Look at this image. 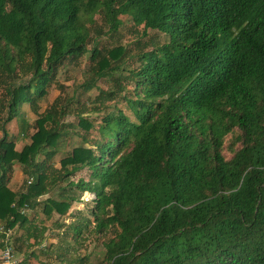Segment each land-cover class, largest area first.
I'll return each mask as SVG.
<instances>
[{
    "label": "trees",
    "instance_id": "trees-1",
    "mask_svg": "<svg viewBox=\"0 0 264 264\" xmlns=\"http://www.w3.org/2000/svg\"><path fill=\"white\" fill-rule=\"evenodd\" d=\"M83 59L90 76L39 112ZM0 88V221L21 264L37 209L74 217L45 248L65 264L86 242L99 264H264V0H0ZM26 103L17 149L5 125Z\"/></svg>",
    "mask_w": 264,
    "mask_h": 264
},
{
    "label": "rangeland",
    "instance_id": "rangeland-1",
    "mask_svg": "<svg viewBox=\"0 0 264 264\" xmlns=\"http://www.w3.org/2000/svg\"><path fill=\"white\" fill-rule=\"evenodd\" d=\"M122 19H124L123 43L125 44L127 41L134 39L135 35L127 30V28L130 27L131 25L130 17L122 16ZM98 24H100V21H98ZM89 76H90V63L87 59H83V61H80L78 65L69 66L67 71L60 70L55 80L53 82H50V84L48 85L46 97L39 101V112H42L57 97L63 96L64 94L67 96H71L74 89L78 87V84H80L85 77H89ZM26 78H27L26 76L21 79L16 78L15 81L22 82ZM99 84L102 87H107L106 81L103 79H100ZM95 90L96 89L93 88L88 92L93 98L97 92ZM0 91L2 92V88H0ZM37 117L38 115L26 103L21 106L20 115L14 117L10 122H8L5 125L9 135L15 138V146L17 149H22L26 144L29 143L30 141L29 136L35 130L34 121ZM65 121L74 122L76 121V117L73 115L66 116ZM72 139L73 142L71 143V145L77 142V137H73ZM58 161H59V157H56L53 160L55 166H59ZM79 176L86 177L87 176L86 170H83L75 174L74 176H72V178L77 179ZM21 178H22V173L20 167L17 166L14 169L13 177L9 185L12 188H15L17 184L20 183ZM45 196L46 195L40 198L43 199ZM91 196L92 195L90 193L84 192L81 196V201L74 204L73 206L75 209L74 211H78L79 209H81V211H84L85 201L91 198ZM37 212L38 213L37 215H35V218L37 221L44 220L43 223L44 225H46V230L43 235L38 237V240L36 242L34 241V239H30L31 249L29 250V253L31 254H28V260L26 263L40 264L41 261L43 262L51 261L53 264H65V261L67 260L66 257L69 253L64 255L65 257L61 259L62 255H60V252L57 251V252L48 253L47 251H45V248H47L51 243L57 241L56 242L57 246L54 248V250L58 249V245L60 244L59 236L63 234L65 225L69 223L71 219H74V217L71 216L64 217L63 220H61L57 225H54L52 224V221L58 217L57 214H53L52 218L47 219L45 215H43L38 209ZM85 247L86 248L77 246V250L75 251V254L72 253V251L71 254L72 257H74V255L82 256L84 253L88 252L87 261L83 263L79 261H74L72 264H99V261L103 256V250L101 246L94 245L93 243L88 244V242H86ZM17 256L21 261L24 259V255L22 252L17 253Z\"/></svg>",
    "mask_w": 264,
    "mask_h": 264
},
{
    "label": "built area",
    "instance_id": "built-area-1",
    "mask_svg": "<svg viewBox=\"0 0 264 264\" xmlns=\"http://www.w3.org/2000/svg\"><path fill=\"white\" fill-rule=\"evenodd\" d=\"M27 210L25 204L21 212ZM13 229L0 222V264H21L12 244Z\"/></svg>",
    "mask_w": 264,
    "mask_h": 264
},
{
    "label": "crops",
    "instance_id": "crops-1",
    "mask_svg": "<svg viewBox=\"0 0 264 264\" xmlns=\"http://www.w3.org/2000/svg\"><path fill=\"white\" fill-rule=\"evenodd\" d=\"M1 222V221H0Z\"/></svg>",
    "mask_w": 264,
    "mask_h": 264
}]
</instances>
